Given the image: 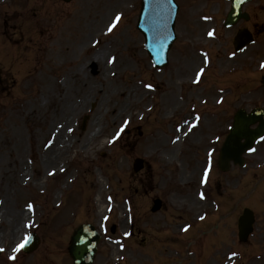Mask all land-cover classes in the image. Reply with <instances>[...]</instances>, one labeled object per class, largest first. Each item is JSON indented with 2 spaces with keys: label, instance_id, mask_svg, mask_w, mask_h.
Wrapping results in <instances>:
<instances>
[{
  "label": "rangeland",
  "instance_id": "1",
  "mask_svg": "<svg viewBox=\"0 0 264 264\" xmlns=\"http://www.w3.org/2000/svg\"><path fill=\"white\" fill-rule=\"evenodd\" d=\"M140 2L0 0V229L5 232L0 264H73L67 235L88 223L103 236L96 264H264V142L247 157L245 169L222 174L217 168L235 112L264 107V0L248 4L252 18L246 24L260 34L257 44L240 54L232 45L237 29L223 26L229 3L178 0V40L163 70L154 68L144 36L135 31ZM116 14H121L118 30L109 33ZM67 50L70 61L110 95L94 146L79 155L74 143L89 139L97 101L74 116L73 147L58 171L45 177L42 158L53 136L46 129L57 94L52 86L66 83L68 65L56 59ZM87 55L101 64L93 66ZM102 63L109 68L105 81ZM74 85H63V92L82 98ZM113 107L125 111L110 122ZM18 125L26 131V155H18L15 146L8 151ZM122 126L120 137L109 143ZM211 149L215 163L205 182ZM136 158L145 160L138 174ZM27 167L30 179L19 183ZM157 197L163 211L152 214ZM28 205L31 219L21 222ZM246 206L256 213L257 224L243 244L237 216ZM16 225L20 234L8 235ZM34 230L43 239L41 248L10 261L11 250Z\"/></svg>",
  "mask_w": 264,
  "mask_h": 264
},
{
  "label": "water",
  "instance_id": "2",
  "mask_svg": "<svg viewBox=\"0 0 264 264\" xmlns=\"http://www.w3.org/2000/svg\"><path fill=\"white\" fill-rule=\"evenodd\" d=\"M70 1V0H65ZM232 11L229 15L228 25L237 23L241 17L242 6L250 0H231ZM178 8L173 0H144L139 22V29L146 37V46L154 62L160 68L167 65V54L174 39L175 18ZM251 35L244 31L236 40L238 49L251 43ZM260 122L257 130L251 126ZM264 136V112L255 110L248 115L239 111L236 115L231 135L228 137L221 153V167L226 169L230 161L243 165V154L250 151L257 140ZM246 140V143H242ZM225 164V165H224ZM143 167V162H136V171ZM160 202L155 203L153 211L158 210ZM254 217L250 210H245L240 219V239L246 241L253 230ZM100 237L90 226L79 228L72 237L70 253L74 264H94ZM38 239L34 236L27 244L26 251L32 252L38 247Z\"/></svg>",
  "mask_w": 264,
  "mask_h": 264
},
{
  "label": "bare ground",
  "instance_id": "3",
  "mask_svg": "<svg viewBox=\"0 0 264 264\" xmlns=\"http://www.w3.org/2000/svg\"><path fill=\"white\" fill-rule=\"evenodd\" d=\"M68 39V37H67ZM66 39V40H67ZM70 52L67 50L66 52H63L61 55L59 53L58 59H56V62L58 60H65L64 62L68 61V65L66 66L65 70V75H66V83L65 84H76V88L81 89V95L82 98H70L68 97L67 93L63 92V89L65 90V87L63 85L65 84H60V86L57 85V83H53L51 85L53 90L57 91V94L54 96V103L55 107L52 109L50 116L48 120L50 121V126H47V133H50L53 135V138L51 140V145L46 150L44 157L42 158V165L44 166L45 169V177H47L49 174L56 173L61 165L62 158L69 153V149L72 146V139L71 135L74 132V116L77 115L78 112L83 111L85 109V106H87L91 101H97L99 102V110H98V117L92 124V131L91 135H89V139H84V138H79L75 140V146L78 149V154L80 155L83 151L88 150L90 147L92 148L94 144L97 142L98 138L100 137V128H102V121L104 119V115H102V109L107 105V97L110 95L108 92H104L98 85L88 79L87 76L83 74V71L78 68V65L73 64L70 61ZM87 62L93 63L92 65L97 66L96 64L99 63L101 64L95 57L89 58V55L86 56ZM103 65L101 66L104 71V75L102 76V81H105L107 78V72H108V65L105 63H102ZM91 65V66H92ZM97 74V69L94 72V75ZM49 93H47L48 96ZM121 98L125 97V91L121 93ZM104 106V107H103ZM124 106V103L122 104ZM109 120L111 122V119L116 120L117 118H120L125 109H120L118 110L117 107L110 108L109 110ZM114 120V121H115ZM97 128L98 131L95 130ZM70 129V130H69ZM100 129V130H99ZM32 135V134H31ZM11 136L13 137L12 142L9 144V152H13L14 146L17 148V151L20 152L18 155H26L27 149L24 148L25 144V139H26V131L25 129H22L19 125L15 126L13 128V133H11ZM15 140V144H14ZM27 165L26 162H22L21 166ZM8 172V171H7ZM22 172V171H21ZM38 173V172H37ZM40 174V173H39ZM31 176V171L30 168H25L23 170V173L19 175V183L25 184L28 179H30ZM16 180V179H15ZM17 184V182H15ZM3 216L5 215L2 214ZM31 214L28 212H23V216L21 218V222L24 218L29 217L30 218ZM1 217V216H0ZM17 217V216H14ZM3 220V219H2ZM13 223H15L12 220ZM9 224V226H12L13 224ZM17 225L13 228V230L9 231L7 233L8 235L14 236L19 235L21 231H18L16 228ZM18 231V232H17ZM5 235V232L0 229V239ZM1 241V240H0ZM18 243V239L15 241ZM14 243V244H16Z\"/></svg>",
  "mask_w": 264,
  "mask_h": 264
},
{
  "label": "snow or ice",
  "instance_id": "4",
  "mask_svg": "<svg viewBox=\"0 0 264 264\" xmlns=\"http://www.w3.org/2000/svg\"><path fill=\"white\" fill-rule=\"evenodd\" d=\"M121 20V14H116L114 20L111 21V23L108 25L107 27V31L109 33H111L113 31V29L117 26V24L119 23V21ZM209 36L213 35V33L209 32L208 33ZM114 62V58L109 60L108 63H113ZM260 67L262 69H264V63L260 64ZM199 79V74H197V80ZM147 87H151V85H146ZM197 119H199V117H197ZM129 122L128 121H124V126H126ZM124 126H122L120 128V130L116 133V135L113 137L112 141H109V143H112L114 140L118 139L121 135V133L124 131ZM70 130V129H69ZM262 139H264V137H262ZM209 173V169L206 168L204 171V178H205V182L207 179ZM201 198H203V194L201 193ZM29 208H31V205H28ZM201 219H203V217H201ZM186 230V229H185ZM127 235V233H126ZM30 237L28 236H24V238L15 246V248L12 250V255H10L8 257L9 260H15L16 259V253L20 252L21 249H23L29 242ZM5 250L3 248H0V253H3ZM236 253H232V256H235Z\"/></svg>",
  "mask_w": 264,
  "mask_h": 264
}]
</instances>
